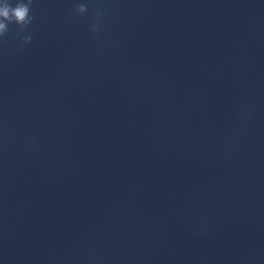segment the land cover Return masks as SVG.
<instances>
[{"label": "clouds", "instance_id": "obj_1", "mask_svg": "<svg viewBox=\"0 0 264 264\" xmlns=\"http://www.w3.org/2000/svg\"><path fill=\"white\" fill-rule=\"evenodd\" d=\"M33 0H16L13 5L12 0H0V37L8 31V24L15 23L23 31L27 28L33 17L30 15ZM77 13H85L87 6L83 3L76 6ZM31 41V37H25V42Z\"/></svg>", "mask_w": 264, "mask_h": 264}]
</instances>
